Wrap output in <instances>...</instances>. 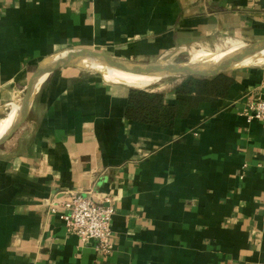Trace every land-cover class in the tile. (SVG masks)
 I'll return each mask as SVG.
<instances>
[{"label": "crops", "instance_id": "crops-1", "mask_svg": "<svg viewBox=\"0 0 264 264\" xmlns=\"http://www.w3.org/2000/svg\"><path fill=\"white\" fill-rule=\"evenodd\" d=\"M221 38L264 40V0H0V138L55 55L151 63ZM232 75L228 98L173 129L127 119L131 89L110 75L41 78L0 146V264H264V124L243 114L264 65ZM182 82L151 92L173 103ZM74 194L111 199L109 255L68 233Z\"/></svg>", "mask_w": 264, "mask_h": 264}, {"label": "water", "instance_id": "water-1", "mask_svg": "<svg viewBox=\"0 0 264 264\" xmlns=\"http://www.w3.org/2000/svg\"><path fill=\"white\" fill-rule=\"evenodd\" d=\"M264 53V40L248 44L245 50L233 52L215 63H193L189 60L186 63H171L162 59L151 63H141L116 59L104 54L92 52L90 50H70L60 55L49 58L38 70L33 82L26 91L20 104L17 116L6 134L0 138V146L10 140L27 121L33 99L38 91L37 85L41 78L60 67L76 66L85 70H90L86 65L87 61L96 62L102 67L100 70H90L102 77L105 71L121 72L129 75L143 74L148 77H159L160 80L166 78H188L196 77L210 79L221 74H227L241 69L253 67L243 66L244 62L251 58L261 56ZM133 89V88H130ZM139 90V89H133Z\"/></svg>", "mask_w": 264, "mask_h": 264}, {"label": "trees", "instance_id": "trees-1", "mask_svg": "<svg viewBox=\"0 0 264 264\" xmlns=\"http://www.w3.org/2000/svg\"><path fill=\"white\" fill-rule=\"evenodd\" d=\"M235 84L231 73L210 79L188 77L176 88L173 103H168L163 94L131 89L125 114L131 121L173 129L193 109L228 98Z\"/></svg>", "mask_w": 264, "mask_h": 264}, {"label": "built area", "instance_id": "built-area-1", "mask_svg": "<svg viewBox=\"0 0 264 264\" xmlns=\"http://www.w3.org/2000/svg\"><path fill=\"white\" fill-rule=\"evenodd\" d=\"M243 114L249 123L258 121L264 124V96L250 100ZM64 207L66 211L61 219L65 222L68 233L79 237L82 242L94 241L97 252L109 255L112 250V222L115 214L111 199L97 202L90 195L74 194Z\"/></svg>", "mask_w": 264, "mask_h": 264}, {"label": "bare ground", "instance_id": "bare-ground-1", "mask_svg": "<svg viewBox=\"0 0 264 264\" xmlns=\"http://www.w3.org/2000/svg\"><path fill=\"white\" fill-rule=\"evenodd\" d=\"M201 47L203 48V46H200V47L198 46V48H201ZM246 47H247V44L243 42H239V44H236L235 42H229L226 44L218 45L215 51H211L207 49V52H202L200 55L194 56L191 59L193 60V63H202V62L203 63H215L230 53L239 52L243 49L245 50ZM193 48H197V47L194 46ZM190 50L191 49H189V51ZM261 60L262 62H264L263 54L261 56L247 60L246 62H244L243 66H251V65L256 66V64L260 63ZM87 63L93 66V68H89V69H92V70L102 69V67L98 65L96 62L87 61ZM104 73L105 75L106 74L110 75L111 77L121 82V83L118 82L121 85H124L128 88L139 89V90H145L146 87L148 88V86H151L157 79H160L159 77H148L143 74L129 75V74L121 73V72H112L109 70L105 71Z\"/></svg>", "mask_w": 264, "mask_h": 264}, {"label": "rangeland", "instance_id": "rangeland-1", "mask_svg": "<svg viewBox=\"0 0 264 264\" xmlns=\"http://www.w3.org/2000/svg\"><path fill=\"white\" fill-rule=\"evenodd\" d=\"M227 39L225 38H221V39H218L214 42H211L210 44H200V45H196L197 48L193 49V50H190V48L186 49V50H182L181 53L175 55V56H171V57H166V58H162V60L164 61H168V62H171V63H177V64H181V63H186L188 62L189 60H191L192 57L194 56H197V55H200L202 52H207V49L211 50V51H215L217 46L218 45H222L225 43ZM236 44H239V42H235ZM245 43V42H243ZM248 45V43H245ZM198 46H203V48H198ZM211 48V49H210ZM214 49V50H213ZM204 50V51H203ZM191 52V53H190ZM263 56H264V53H263ZM263 60V59H262ZM261 60V64L258 63L256 64V66H260V65H264V62H262ZM143 63V62H141ZM86 65L89 67V68H93V66L89 63L86 62ZM82 69V68H81ZM84 72H87V73H90V74H94V75H99L101 76L100 74L96 73V72H91V71H88V70H85V69H82ZM233 72H231L232 74ZM102 77V76H101ZM185 78H166V79H157L151 86H148V88L146 87L145 90L146 91H154V90H157L160 86L164 85V84H173V83H178L179 81L181 80H184ZM159 81V82H158ZM157 82V83H156ZM128 88V87H127ZM130 89V88H128Z\"/></svg>", "mask_w": 264, "mask_h": 264}]
</instances>
